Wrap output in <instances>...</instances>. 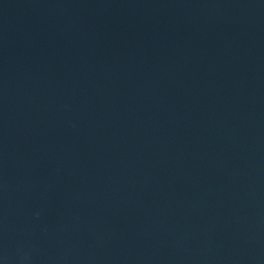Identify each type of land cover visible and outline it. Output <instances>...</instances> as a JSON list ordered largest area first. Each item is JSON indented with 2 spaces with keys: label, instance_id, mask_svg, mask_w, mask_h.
<instances>
[{
  "label": "water",
  "instance_id": "95a60500",
  "mask_svg": "<svg viewBox=\"0 0 264 264\" xmlns=\"http://www.w3.org/2000/svg\"><path fill=\"white\" fill-rule=\"evenodd\" d=\"M0 264H264V0H0Z\"/></svg>",
  "mask_w": 264,
  "mask_h": 264
}]
</instances>
